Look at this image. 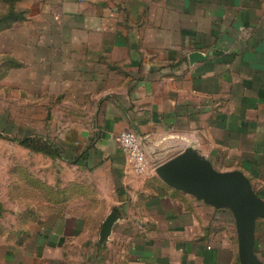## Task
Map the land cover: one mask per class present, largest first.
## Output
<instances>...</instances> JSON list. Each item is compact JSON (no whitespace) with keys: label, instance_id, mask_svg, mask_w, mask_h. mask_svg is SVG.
Wrapping results in <instances>:
<instances>
[{"label":"crops","instance_id":"0c3cea01","mask_svg":"<svg viewBox=\"0 0 264 264\" xmlns=\"http://www.w3.org/2000/svg\"><path fill=\"white\" fill-rule=\"evenodd\" d=\"M12 11V86L47 108L41 124L74 158L62 175L72 209L49 203L32 264H240L232 211L155 167L192 144L264 199V0H12ZM123 130L143 137L148 173L129 166ZM253 250L264 263V217Z\"/></svg>","mask_w":264,"mask_h":264},{"label":"rangeland","instance_id":"374dc122","mask_svg":"<svg viewBox=\"0 0 264 264\" xmlns=\"http://www.w3.org/2000/svg\"><path fill=\"white\" fill-rule=\"evenodd\" d=\"M9 8L12 0H0V16ZM0 26V264H32L34 254L42 252L37 249L38 232L49 203L72 209L73 180L62 175L70 171L64 165L69 167L74 160L32 147L53 142L64 151L41 124L47 108L37 102L25 106L26 94L12 86V43L7 37L12 21ZM95 216L86 223H98Z\"/></svg>","mask_w":264,"mask_h":264},{"label":"water","instance_id":"95a60500","mask_svg":"<svg viewBox=\"0 0 264 264\" xmlns=\"http://www.w3.org/2000/svg\"><path fill=\"white\" fill-rule=\"evenodd\" d=\"M155 172L176 189L192 193L214 206L229 208L235 219L240 264H264L253 250L255 221L258 217H264V199L255 192L249 177L242 170L215 168L191 144L159 163ZM115 218L114 211L104 218L100 228L102 239L109 234Z\"/></svg>","mask_w":264,"mask_h":264},{"label":"built area","instance_id":"2783aa9c","mask_svg":"<svg viewBox=\"0 0 264 264\" xmlns=\"http://www.w3.org/2000/svg\"><path fill=\"white\" fill-rule=\"evenodd\" d=\"M114 138L131 169L141 175L148 173L152 167L148 163L143 137L133 130H123L117 132Z\"/></svg>","mask_w":264,"mask_h":264},{"label":"trees","instance_id":"16d2710c","mask_svg":"<svg viewBox=\"0 0 264 264\" xmlns=\"http://www.w3.org/2000/svg\"><path fill=\"white\" fill-rule=\"evenodd\" d=\"M9 10H10L9 12H7V13H5V14L0 16V23L5 21V20H6V22L7 21L10 22V21H12V19L17 18V17L20 16V14L13 12L12 8H9ZM0 27H2V26H0ZM20 142H22V143L26 142L25 144H27V143L29 144V141H27L26 139H21ZM52 143L53 142H48V143L47 142H42V143H40L41 146H35L34 145L32 147H34L36 149L44 150V152H46L48 154H51V155H60V156H65V157L69 158V156H67L64 153V151L62 150V148L60 146H58L55 143H53L54 144L53 145ZM70 158L74 159L73 157H70Z\"/></svg>","mask_w":264,"mask_h":264}]
</instances>
